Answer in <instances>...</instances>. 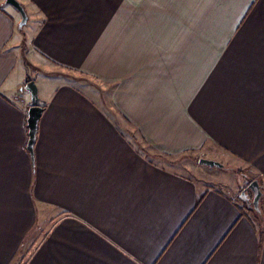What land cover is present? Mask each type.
<instances>
[{"label": "crops", "instance_id": "0c3cea01", "mask_svg": "<svg viewBox=\"0 0 264 264\" xmlns=\"http://www.w3.org/2000/svg\"><path fill=\"white\" fill-rule=\"evenodd\" d=\"M19 1L23 28L0 0V264H264L240 198L264 194V0ZM200 158L244 181L176 169Z\"/></svg>", "mask_w": 264, "mask_h": 264}, {"label": "water", "instance_id": "95a60500", "mask_svg": "<svg viewBox=\"0 0 264 264\" xmlns=\"http://www.w3.org/2000/svg\"><path fill=\"white\" fill-rule=\"evenodd\" d=\"M5 2L15 7L21 13L22 20L19 25L21 28H23V26L26 25L28 21V15L24 6L21 4L19 0H5ZM20 91L21 92L27 91L31 95L32 104L28 110L26 123L28 129V137H29L27 148L30 151L31 155L33 156L35 143L37 139L39 121L43 114L44 107L40 104L38 85L35 80H30L26 85L20 88ZM199 163L201 165H206L209 167L225 168V165L223 163L207 158H200ZM249 191H252L254 194L252 199L248 196ZM262 197H263V191L259 179H254L253 181H251L250 184L240 194V198L244 199L247 203L251 202L252 203L251 206L255 210L259 209L260 201Z\"/></svg>", "mask_w": 264, "mask_h": 264}, {"label": "rangeland", "instance_id": "374dc122", "mask_svg": "<svg viewBox=\"0 0 264 264\" xmlns=\"http://www.w3.org/2000/svg\"><path fill=\"white\" fill-rule=\"evenodd\" d=\"M29 75L33 77V75H39L42 76V72L40 70H35L30 68L29 70ZM38 73V74H37ZM82 80L85 82L86 86H93L92 84V79L89 77H80ZM31 101V100H30ZM213 160V159H212ZM217 161V160H215ZM226 166H231V165H225V169L228 170H223L217 167H209L206 165L200 166L198 170H190L189 168L185 167L183 164H180L179 166L176 167V169H179L182 173L186 174L187 176H191L192 178L196 179L198 182H207L210 185H213V187H223L222 184H228L231 185L235 184L237 179L235 178L237 174H235L233 171L229 170H240L237 169L236 167L232 166L230 168H227ZM242 171V170H241ZM245 176V174L238 173L239 177V183L241 184L242 181H244V178L242 176ZM245 181H247V185L250 184L252 181L251 179L245 178ZM222 183V184H220ZM242 192V190H241ZM240 192V193H241ZM237 200H239V196L237 197ZM261 207L264 209V198L262 199ZM253 213H256L258 210H252Z\"/></svg>", "mask_w": 264, "mask_h": 264}, {"label": "trees", "instance_id": "16d2710c", "mask_svg": "<svg viewBox=\"0 0 264 264\" xmlns=\"http://www.w3.org/2000/svg\"><path fill=\"white\" fill-rule=\"evenodd\" d=\"M25 65H26V68L27 69H30V64L28 63V62H25ZM30 80H32V78H31V76L30 75H28L27 76V83L30 81ZM227 168H230V167H232V166H226ZM238 173H243L241 170H236ZM254 180V179H253ZM252 180V181H253ZM263 197H264V194H263ZM262 197V198H263ZM262 201V200H261ZM261 201H260V206H259V209H258V211L256 212V215L257 216H259V217H261L262 218V220L264 219V211H263V209H262V207H261ZM252 208V207H251ZM253 210H255L254 208H252Z\"/></svg>", "mask_w": 264, "mask_h": 264}, {"label": "flooded vegetation", "instance_id": "af4514ba", "mask_svg": "<svg viewBox=\"0 0 264 264\" xmlns=\"http://www.w3.org/2000/svg\"><path fill=\"white\" fill-rule=\"evenodd\" d=\"M246 187H247V186H246ZM248 193H249V196H252V197H253V195H254V194H253V192H252V191H249ZM251 199H252V198H251ZM249 204H250V205H252V203H251V202H249Z\"/></svg>", "mask_w": 264, "mask_h": 264}]
</instances>
